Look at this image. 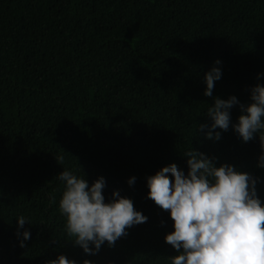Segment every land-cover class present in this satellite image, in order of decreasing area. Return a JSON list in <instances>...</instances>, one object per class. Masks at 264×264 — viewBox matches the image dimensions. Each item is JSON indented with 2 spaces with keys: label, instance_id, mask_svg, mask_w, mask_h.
<instances>
[{
  "label": "trees",
  "instance_id": "obj_1",
  "mask_svg": "<svg viewBox=\"0 0 264 264\" xmlns=\"http://www.w3.org/2000/svg\"><path fill=\"white\" fill-rule=\"evenodd\" d=\"M217 59L213 97L250 103L264 84V0H0V264L60 254L170 264L173 221L147 198L146 177L170 163L187 174L191 148L258 177L264 201L259 137L243 142L230 125L209 140L197 128L211 123L204 75ZM240 114L234 106L233 123ZM65 167L89 184L105 177L106 201L119 190L147 222L96 255L64 240L56 178ZM20 215L32 223L24 248Z\"/></svg>",
  "mask_w": 264,
  "mask_h": 264
},
{
  "label": "clouds",
  "instance_id": "obj_2",
  "mask_svg": "<svg viewBox=\"0 0 264 264\" xmlns=\"http://www.w3.org/2000/svg\"><path fill=\"white\" fill-rule=\"evenodd\" d=\"M221 64L217 59L204 75L203 95L213 98L204 115L211 123L199 124L197 128L201 132L206 130L209 140L219 141L222 131L230 125L243 142L258 136L257 166L264 169V84L251 88L247 104L235 95L227 99L213 97L214 84L222 78ZM261 77L264 73L257 74V79ZM234 106H239L241 114L233 123ZM182 156L187 158V174L176 163H170L146 177L147 198L167 211L173 221V231L164 237L178 253L169 257L170 264H264V201L258 195L259 178L228 163L216 166L215 157L193 148ZM57 159L62 163L64 158ZM56 179L62 184L58 212L64 219V240L79 246L85 254L96 255L105 242L114 247L118 239L128 234V229L148 220L134 208L132 199L122 196L119 190H114L106 201L103 176L89 184L85 174L78 175L65 167ZM135 182V176L127 180L129 186ZM51 202L57 203L55 197ZM15 219L19 246L24 248L31 237L24 225L32 223L24 215ZM45 264L77 261L60 254ZM83 264L92 261L84 260Z\"/></svg>",
  "mask_w": 264,
  "mask_h": 264
}]
</instances>
